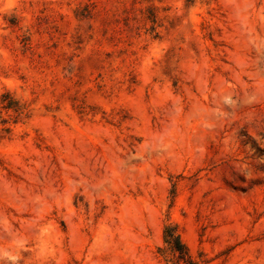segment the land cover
Wrapping results in <instances>:
<instances>
[{"label":"rangeland","instance_id":"obj_1","mask_svg":"<svg viewBox=\"0 0 264 264\" xmlns=\"http://www.w3.org/2000/svg\"><path fill=\"white\" fill-rule=\"evenodd\" d=\"M167 224L264 264V0H0V264H176Z\"/></svg>","mask_w":264,"mask_h":264},{"label":"trees","instance_id":"obj_2","mask_svg":"<svg viewBox=\"0 0 264 264\" xmlns=\"http://www.w3.org/2000/svg\"><path fill=\"white\" fill-rule=\"evenodd\" d=\"M15 109V108H14ZM16 110V109H15ZM163 239L167 243L169 248L177 253L176 264H196L188 253V249L185 243L182 241L180 234L176 231V228L172 225H165L163 228Z\"/></svg>","mask_w":264,"mask_h":264}]
</instances>
